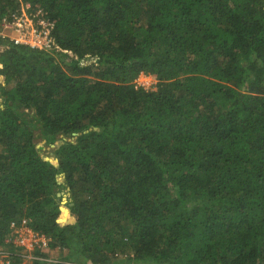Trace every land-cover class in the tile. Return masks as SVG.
I'll return each mask as SVG.
<instances>
[{
    "label": "trees",
    "instance_id": "1",
    "mask_svg": "<svg viewBox=\"0 0 264 264\" xmlns=\"http://www.w3.org/2000/svg\"><path fill=\"white\" fill-rule=\"evenodd\" d=\"M26 3L59 49L0 36V246L25 221L33 264H264V0H0V23Z\"/></svg>",
    "mask_w": 264,
    "mask_h": 264
},
{
    "label": "built area",
    "instance_id": "2",
    "mask_svg": "<svg viewBox=\"0 0 264 264\" xmlns=\"http://www.w3.org/2000/svg\"><path fill=\"white\" fill-rule=\"evenodd\" d=\"M54 23L45 17L42 9H35L29 3L23 4L20 10L7 15L0 23V36L9 37L16 44H25L38 49L51 51L59 49L53 36ZM85 64V62H84ZM148 73H141L135 80L136 88L154 89L157 81ZM14 228L8 243L14 245L17 255L35 259L32 252L36 249L49 248L46 235L31 229L25 221L13 224ZM7 247H0V264H11L13 252Z\"/></svg>",
    "mask_w": 264,
    "mask_h": 264
},
{
    "label": "rangeland",
    "instance_id": "3",
    "mask_svg": "<svg viewBox=\"0 0 264 264\" xmlns=\"http://www.w3.org/2000/svg\"><path fill=\"white\" fill-rule=\"evenodd\" d=\"M153 79L155 80V78H153ZM155 88H156V86H155ZM51 146L42 144L40 146V148H41L42 153H43L44 156H47V157H49V158H51V159L54 160V159H56V156H55L54 152L52 154L51 151L54 150V148L56 147V145H55V147H51ZM59 180H60V182L62 184H64L66 182L65 177L63 175L60 176V179ZM61 192H62V194L60 195ZM58 196L59 197H62V198L63 197H66V200L67 201L72 199L71 198V192L66 187L65 188H62L60 190V192L58 193ZM0 247H2V246H0ZM32 254L34 255V251L32 252ZM53 254L57 256V253L54 252V251L51 253V255H53ZM33 262H34V259L33 258L32 259L31 258H25V259H23V264H33ZM70 264H73V263H70Z\"/></svg>",
    "mask_w": 264,
    "mask_h": 264
},
{
    "label": "water",
    "instance_id": "4",
    "mask_svg": "<svg viewBox=\"0 0 264 264\" xmlns=\"http://www.w3.org/2000/svg\"><path fill=\"white\" fill-rule=\"evenodd\" d=\"M52 146L55 147V144H52ZM68 190H70V188H68ZM61 201L62 203H66L67 202L66 197H63Z\"/></svg>",
    "mask_w": 264,
    "mask_h": 264
}]
</instances>
